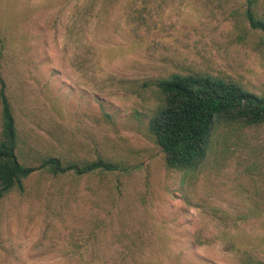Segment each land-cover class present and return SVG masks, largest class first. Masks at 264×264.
<instances>
[{
	"label": "rangeland",
	"instance_id": "rangeland-1",
	"mask_svg": "<svg viewBox=\"0 0 264 264\" xmlns=\"http://www.w3.org/2000/svg\"><path fill=\"white\" fill-rule=\"evenodd\" d=\"M247 2L0 0L19 150L122 170L30 176L0 201V264L264 263V125L222 133L194 171L167 168L147 128L152 83L173 73L264 95ZM251 2L264 21V0Z\"/></svg>",
	"mask_w": 264,
	"mask_h": 264
},
{
	"label": "trees",
	"instance_id": "trees-1",
	"mask_svg": "<svg viewBox=\"0 0 264 264\" xmlns=\"http://www.w3.org/2000/svg\"><path fill=\"white\" fill-rule=\"evenodd\" d=\"M251 3L248 0L245 19L252 29L264 33V21L254 15ZM152 85L159 100L147 128L169 169L194 171L209 155L217 138L224 139L222 133L237 134L264 125V95L254 94L230 78L173 73L156 79ZM0 122V201L12 192L24 194L26 180L36 172L53 179H77L122 171L118 164L102 158L84 162L57 157L31 160L19 150L17 128L1 74Z\"/></svg>",
	"mask_w": 264,
	"mask_h": 264
}]
</instances>
